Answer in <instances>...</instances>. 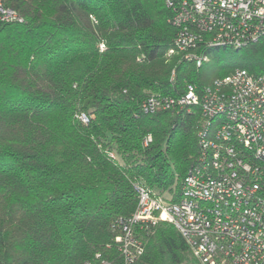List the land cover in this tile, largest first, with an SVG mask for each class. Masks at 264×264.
<instances>
[{"label": "trees", "instance_id": "trees-1", "mask_svg": "<svg viewBox=\"0 0 264 264\" xmlns=\"http://www.w3.org/2000/svg\"><path fill=\"white\" fill-rule=\"evenodd\" d=\"M8 5L24 22L0 20V264H122L115 223L135 213L136 186L177 201L200 153L199 107L146 114L142 104L237 68L261 72L264 40L198 68L168 56L176 29L164 0ZM141 235L135 264H199L172 225Z\"/></svg>", "mask_w": 264, "mask_h": 264}, {"label": "built area", "instance_id": "built-area-1", "mask_svg": "<svg viewBox=\"0 0 264 264\" xmlns=\"http://www.w3.org/2000/svg\"><path fill=\"white\" fill-rule=\"evenodd\" d=\"M9 1L0 0V20L23 23ZM164 2L176 29L168 56L198 68L209 63L211 50H240L264 40V0ZM193 107L202 115L197 165L177 201L136 186L135 213L115 223L122 264H135L145 249L142 232L159 223L178 230L199 264H264V70L237 68L203 91L186 82L183 95H152L142 104L146 114ZM80 120L89 122L85 114Z\"/></svg>", "mask_w": 264, "mask_h": 264}, {"label": "rangeland", "instance_id": "rangeland-1", "mask_svg": "<svg viewBox=\"0 0 264 264\" xmlns=\"http://www.w3.org/2000/svg\"><path fill=\"white\" fill-rule=\"evenodd\" d=\"M245 57H247V52L244 51L238 53L236 52V50L233 49H220L214 54H209L210 61L209 63H207V66H210V68H217L223 65H229L233 62V60H240Z\"/></svg>", "mask_w": 264, "mask_h": 264}]
</instances>
